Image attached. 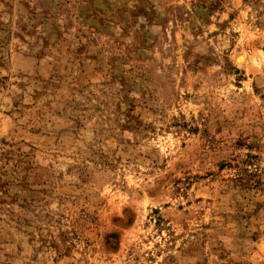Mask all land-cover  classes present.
I'll list each match as a JSON object with an SVG mask.
<instances>
[{
    "label": "rangeland",
    "instance_id": "obj_1",
    "mask_svg": "<svg viewBox=\"0 0 264 264\" xmlns=\"http://www.w3.org/2000/svg\"><path fill=\"white\" fill-rule=\"evenodd\" d=\"M0 264H264V0H0Z\"/></svg>",
    "mask_w": 264,
    "mask_h": 264
}]
</instances>
